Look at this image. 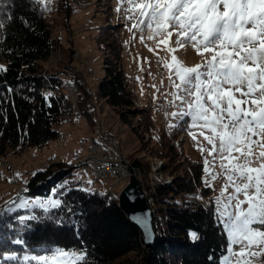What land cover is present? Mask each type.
I'll list each match as a JSON object with an SVG mask.
<instances>
[{"label": "trees", "instance_id": "trees-1", "mask_svg": "<svg viewBox=\"0 0 264 264\" xmlns=\"http://www.w3.org/2000/svg\"><path fill=\"white\" fill-rule=\"evenodd\" d=\"M51 3L52 14L45 11H52L45 5L43 10L38 0H0L4 24L0 28V62L6 68L0 72V159L57 139L58 126L78 117H84L90 141L100 144L95 105L102 102L111 106L121 121L138 114V125L149 133L155 129L151 146L140 143L146 148L145 155L126 156L137 172L143 178L148 175L150 164L145 157L153 155L164 160L160 170H169L173 179L151 186L143 183L155 233L152 246L146 247L141 230L121 210L117 196L108 190H85L63 162L45 163L27 177L24 194L52 193L62 203L57 208L30 211L0 209V253L15 254L10 259L0 256V264H37L24 261L23 256L45 254L44 249L57 247L86 251V262L77 264H218L227 248V236L215 218L202 162L180 151L179 134L185 126H156L149 105L135 108L136 94L122 68V33L118 25L112 26L114 30L105 27L109 15L102 17L105 25L97 21L94 26L93 42L104 54L102 75L91 84L87 82L75 64L72 37L63 41L56 29L58 17L69 27L71 13L83 9L70 0ZM95 11L91 8L88 12L92 15ZM52 52L56 60L50 61ZM67 84L73 86L71 93ZM188 195L192 197L185 198ZM32 215L37 220L28 221V227L17 219ZM189 230L200 238L192 241ZM17 238L25 244L11 243ZM259 264H264V253Z\"/></svg>", "mask_w": 264, "mask_h": 264}, {"label": "snow or ice", "instance_id": "snow-or-ice-1", "mask_svg": "<svg viewBox=\"0 0 264 264\" xmlns=\"http://www.w3.org/2000/svg\"><path fill=\"white\" fill-rule=\"evenodd\" d=\"M121 3L126 6L128 18L137 20L133 28L150 29L149 40L164 37L157 41V47L163 44L164 50L173 54V64L161 60L169 70L172 103L179 101L181 106L179 112L170 115L180 119L190 117V126L199 128V135L212 146L205 149L198 145L202 154L208 151L212 157L211 161L205 158V171L215 168L219 161L220 171L211 172V179L218 176L225 179L221 195L216 197L219 206L215 210V218L228 237V255L221 258L220 264H232L233 257L240 264L241 259L246 260L245 249L264 245V0H121ZM3 26L0 21V28ZM188 46L201 57V63L188 67L174 54L186 51ZM3 71L6 68L0 65V72ZM189 135L197 139L195 134ZM258 146L261 150L257 153ZM241 195L244 199H240ZM33 203L45 207L39 198ZM61 203L59 199L48 200L51 208ZM28 206L23 198L16 205ZM17 219L28 227L27 222L37 217ZM189 237L192 241L200 238L191 230ZM11 243L24 245L25 241L17 238ZM233 245H240L239 253ZM43 251L45 254H26L23 260L37 264H77L87 260L84 250L57 247ZM261 253L264 247L260 253L250 254ZM0 256L10 259L15 254L0 253Z\"/></svg>", "mask_w": 264, "mask_h": 264}, {"label": "rangeland", "instance_id": "rangeland-1", "mask_svg": "<svg viewBox=\"0 0 264 264\" xmlns=\"http://www.w3.org/2000/svg\"><path fill=\"white\" fill-rule=\"evenodd\" d=\"M38 1L42 4L43 0ZM70 1L75 4L77 9L81 8L83 10L81 12L71 13L68 21L69 27L64 24L63 17H58L56 29L59 38L61 37L62 39L66 36L72 37V46L75 48L73 51V57L76 60L75 64L80 73L90 84L96 76L102 75L100 70L104 67V61H102V56H104V54L98 51L93 42L97 31L94 26L97 21H103L104 23L102 17L108 18L109 15V20L105 19V21L108 20L105 27L111 30L113 29L112 26L118 25V28L122 33L123 42L127 45L126 49L123 47L122 68L127 74L128 81L136 94L135 98H137V100H135V98L133 99L135 108H141V105H149L151 107V115L156 126H161L162 124H178L180 126H185L184 129L187 135L182 138V140H184L186 137V139L182 142V148L188 157L202 162L203 181L211 188L210 196L213 198L216 210L219 206L216 202V197L221 195V188L225 184V179L220 176H218L216 180L211 179V172L214 171L218 173L220 171L218 166L219 161H216L215 168H209L208 171H205V158L211 161L212 157L209 156L208 151H205L202 154L198 145H202L205 149H210L212 146L208 145L207 142L204 141L203 137L199 135V128L190 126L192 124L190 117L185 116L183 119H180L179 117L170 115V113L179 112L181 110L179 101H176L174 106L168 110V114L165 118L162 116L164 114L161 113V99H168L172 96L171 93L173 91L172 85L168 80L169 70L165 69L161 63V60H163L169 64H173V54L166 52L164 50L165 45L163 44H161L159 48L157 47V41L164 39V37H156V40H149L147 37L150 34V29L145 27L143 31H140L133 28L132 25L137 23V20L128 18L129 13L124 10L126 6L121 3V0ZM44 2L45 7L52 10L51 4L48 1ZM132 7L135 8L136 6L132 5ZM91 8L96 9L92 15L88 12ZM118 8L121 10L118 11ZM99 9L104 11L99 12ZM141 37H144V39L141 40ZM174 39L175 37L171 38L172 41H174ZM62 40L64 41L65 39ZM138 44L142 47L139 48ZM67 46L70 45L67 44ZM172 46L174 47V44ZM149 49H153V51H150ZM174 54L188 67L201 63V57L190 46L187 47L186 51L179 50ZM49 60H56L54 52H52ZM0 65H3V63L0 62ZM173 78L175 79V77ZM67 91L71 93L73 91V86L67 85ZM163 102L164 100L162 101L161 106ZM95 112L98 127H105L111 134L116 136L119 141L118 151L123 160V166L127 171L124 172V170H122V176L115 178V180L112 177L96 178L88 170H86V167L88 166L87 163L85 166L75 165L80 163V157L83 158L88 152L93 151V146L89 143L90 135L87 132L85 119L84 117H78L73 122L63 123L58 126L59 136L57 139L40 146H29L18 155L8 154L3 159H0V201L1 204H3V206L0 204V209L6 207L7 204L10 205L14 211L19 209L30 211L35 208H41L38 206V203H33L37 200V198H39V202L44 203L45 207L43 209L51 208L48 204L49 198L53 200L58 199V197L54 196L52 193L44 196L30 195L25 198L21 197L29 206L25 208L16 207V205L20 203L21 198L17 197V194L15 193L16 184L14 183L15 180H18L19 185L24 186L27 177L35 170L41 168L43 164L48 162L65 163L71 174H73V178L78 180L80 182V186L84 189L99 192L108 190L114 196H118L121 186L124 183L127 184L129 180L128 167H133L126 156L129 154L131 156L145 155L147 152L146 148L140 147V143L142 141L145 143L148 142L149 146H151L153 141H151L150 133L146 132L143 126L138 125V114L131 115L128 117L129 121L123 122L117 117L116 111L111 106L102 102L95 105ZM132 128L134 130H132ZM190 132L197 136L196 140H193L192 136L189 135ZM260 150L261 148L259 146L255 148L257 153ZM145 158L148 159L150 164V170L146 177L143 178V175L139 174L134 167L132 168L142 187L145 182L151 186L155 182H163V180L172 181L173 175L169 170H160L162 162L164 161L162 158L153 155L146 156ZM182 160L183 158H181V161ZM159 163H161V165H159ZM123 166L120 165L119 167L123 169ZM155 166L157 168H155ZM116 180L118 181L116 182ZM228 191L230 192L231 189H228ZM225 195H227V192ZM191 197L192 195H188L185 198ZM240 199H244V197L241 195ZM178 200L183 201V198H178ZM12 201L15 203H10ZM262 247H264V245L253 246L245 249L243 255L246 256V260L241 259L240 264H249V262L250 264H259L262 261L263 253L260 255H252L250 253H260ZM233 249L236 253H239L240 245H236V248ZM225 255H228L227 248L221 255L218 264H220L221 258ZM232 264H236V257H233Z\"/></svg>", "mask_w": 264, "mask_h": 264}, {"label": "water", "instance_id": "water-1", "mask_svg": "<svg viewBox=\"0 0 264 264\" xmlns=\"http://www.w3.org/2000/svg\"><path fill=\"white\" fill-rule=\"evenodd\" d=\"M128 171L129 180L119 191L117 203L121 210L126 213L129 220L141 230L145 246L151 247L155 241L151 209L147 204L143 187L131 166L128 167ZM140 220H143L144 223L138 222Z\"/></svg>", "mask_w": 264, "mask_h": 264}, {"label": "built area", "instance_id": "built-area-1", "mask_svg": "<svg viewBox=\"0 0 264 264\" xmlns=\"http://www.w3.org/2000/svg\"><path fill=\"white\" fill-rule=\"evenodd\" d=\"M167 104H171V99L164 100V109L167 110ZM101 136V150L98 147H93V151L86 158L88 163H92L93 175L98 178L112 177L119 178L122 176V170L126 172V168L123 166L121 158H119V151L115 148V141L106 132L104 128L100 129ZM101 152V153H99ZM99 153V154H98ZM102 154V155H100ZM117 156V157H116ZM123 166V169L119 167ZM118 180H116L117 182Z\"/></svg>", "mask_w": 264, "mask_h": 264}, {"label": "bare ground", "instance_id": "bare-ground-1", "mask_svg": "<svg viewBox=\"0 0 264 264\" xmlns=\"http://www.w3.org/2000/svg\"><path fill=\"white\" fill-rule=\"evenodd\" d=\"M171 105H172V101H171V104H167V110L171 107ZM166 110V111H167ZM161 113L162 114H164V115H162L163 117H165V109H164V102H163V104H162V106H161ZM161 116V117H162ZM107 132V131H106ZM107 133H109L110 134V136L114 139V141H115V148L116 149H118V140H117V138H116V136H114L113 134H111L110 132H107ZM181 134V136H180V138L182 139L184 136H186V134H185V132H181L180 133ZM91 146H93V147H97L96 145H94L93 143H91ZM119 150V149H118ZM91 154V152H89V154H88V156ZM88 156H87V158H88ZM119 158H121L120 157V153H119ZM121 160H122V158H121ZM122 162H123V160H122ZM88 164V163H87ZM159 165H161V163H159ZM130 167V166H129ZM133 168V167H132ZM155 168H157L156 166H155ZM160 168V167H159ZM88 169H89V171L91 172V173H93V166H92V163H89V166H88ZM135 170V169H134ZM152 170V169H151ZM152 175V174H151ZM167 175V174H166ZM165 177V176H164ZM165 179V178H164ZM163 182H170V180H163Z\"/></svg>", "mask_w": 264, "mask_h": 264}]
</instances>
